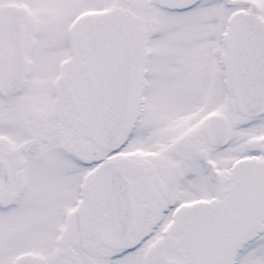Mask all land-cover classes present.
Listing matches in <instances>:
<instances>
[{"label": "snow or ice", "instance_id": "snow-or-ice-1", "mask_svg": "<svg viewBox=\"0 0 264 264\" xmlns=\"http://www.w3.org/2000/svg\"><path fill=\"white\" fill-rule=\"evenodd\" d=\"M0 264H264V0H0Z\"/></svg>", "mask_w": 264, "mask_h": 264}]
</instances>
